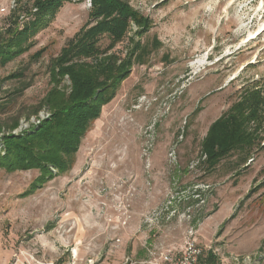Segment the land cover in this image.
<instances>
[{
    "label": "rangeland",
    "instance_id": "rangeland-1",
    "mask_svg": "<svg viewBox=\"0 0 264 264\" xmlns=\"http://www.w3.org/2000/svg\"><path fill=\"white\" fill-rule=\"evenodd\" d=\"M121 1L149 28L131 23L108 53L120 65L139 46L71 168L52 169L36 190L38 170H0V264H160L189 232L210 264H264V148L245 164L232 153L211 171L202 150L241 87L264 96V0ZM32 2L0 0V38L30 20L19 11ZM90 9L91 0L64 3L26 53L0 65L1 154L4 138L50 118L39 104L53 87L70 92L53 65Z\"/></svg>",
    "mask_w": 264,
    "mask_h": 264
},
{
    "label": "trees",
    "instance_id": "trees-1",
    "mask_svg": "<svg viewBox=\"0 0 264 264\" xmlns=\"http://www.w3.org/2000/svg\"><path fill=\"white\" fill-rule=\"evenodd\" d=\"M72 1L33 0L29 9L19 11L30 20L20 31L6 32V37L0 38V65L5 66L26 53L31 47L24 45L28 39L44 29L64 3ZM137 15L121 0H91L90 23L67 43L53 65L55 83L66 76L70 92L53 87L39 104L48 106L50 118L31 133L3 139L5 152L0 153V170L6 173L38 170L40 175L32 185L36 190L71 168L73 154L78 151L90 121L97 118L100 108L113 99L116 88L129 76L132 53L139 46L135 45V50L120 65L116 53H108L124 39L131 23L139 31L148 30V20ZM101 37L110 41L102 50L98 45ZM239 90L244 91L242 100L210 126L203 141L209 171L232 153H239L240 162L245 164L253 149L264 148V96L255 87ZM16 126L14 121L12 128ZM52 169L57 171L56 175ZM203 260L210 264L204 253L201 263Z\"/></svg>",
    "mask_w": 264,
    "mask_h": 264
},
{
    "label": "built area",
    "instance_id": "built-area-1",
    "mask_svg": "<svg viewBox=\"0 0 264 264\" xmlns=\"http://www.w3.org/2000/svg\"><path fill=\"white\" fill-rule=\"evenodd\" d=\"M193 237V233L189 232L182 248L177 252L170 250L162 252L159 258L160 264H202L203 252L192 241Z\"/></svg>",
    "mask_w": 264,
    "mask_h": 264
}]
</instances>
